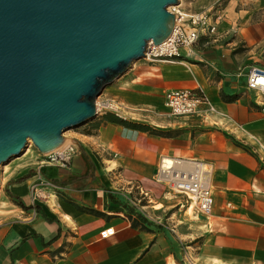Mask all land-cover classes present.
<instances>
[{"label": "crops", "instance_id": "obj_1", "mask_svg": "<svg viewBox=\"0 0 264 264\" xmlns=\"http://www.w3.org/2000/svg\"><path fill=\"white\" fill-rule=\"evenodd\" d=\"M178 7L220 16L216 31L202 30L176 61L139 59L108 84L103 98L121 110L83 123L69 167L42 164L39 152L30 167L1 171L0 264H264V108L248 88L250 69H264V0ZM197 87L215 110L172 115L166 91ZM107 112L171 133L101 120ZM164 157L212 166L211 216L157 179ZM39 178L56 185L40 186L43 197L33 194ZM110 226L115 234L101 237Z\"/></svg>", "mask_w": 264, "mask_h": 264}, {"label": "water", "instance_id": "obj_2", "mask_svg": "<svg viewBox=\"0 0 264 264\" xmlns=\"http://www.w3.org/2000/svg\"><path fill=\"white\" fill-rule=\"evenodd\" d=\"M180 0H0V174L98 114L108 84L172 32Z\"/></svg>", "mask_w": 264, "mask_h": 264}, {"label": "built area", "instance_id": "obj_3", "mask_svg": "<svg viewBox=\"0 0 264 264\" xmlns=\"http://www.w3.org/2000/svg\"><path fill=\"white\" fill-rule=\"evenodd\" d=\"M178 5L170 6V10L176 14V23L172 32L161 43L149 41L143 59L148 61H176L181 56L182 47L194 45L202 30L216 31L217 20L220 16L213 18L210 13L204 11L187 12L180 9ZM248 88L257 93V97L260 99L259 103L264 108V69L259 67L250 69ZM98 100V112L111 109L118 113L121 110L119 101L112 97H107L103 101ZM165 104L174 116L196 114L202 105H206L211 111L215 110L211 99L200 87L169 89L165 93ZM77 152L76 142L67 141L61 148L41 153V162L45 165L57 164L62 167H69ZM212 173V166L206 162L171 158V162L167 163L166 157H164L158 166L156 176L159 181L167 185L169 191L184 195L190 208H194L199 214L209 217L212 215L214 207ZM40 186L54 188L56 185L46 178H39L32 185L33 194L36 197L46 196L45 192L40 190ZM143 194L146 195L147 193L143 192ZM131 203L135 205L133 200ZM115 232L114 226L107 227L101 231V237H109Z\"/></svg>", "mask_w": 264, "mask_h": 264}, {"label": "trees", "instance_id": "obj_4", "mask_svg": "<svg viewBox=\"0 0 264 264\" xmlns=\"http://www.w3.org/2000/svg\"><path fill=\"white\" fill-rule=\"evenodd\" d=\"M101 120H106V121H112V122H117V123H121L124 124L126 126H130V127H134L137 129H141L144 131H148L150 133L153 134H162V135H170V130H163V129H159L157 127H154L150 124H146V123H141V122H136V121H132V120H128V119H124L123 117H120L119 114L117 113H110L107 112L103 115ZM101 122V121H100ZM99 123L97 124L95 119L88 122V125L85 127V132L90 133L94 128L98 127ZM24 178V177H21ZM111 198H114L113 195H110ZM13 198L21 205L25 206L23 204V202L19 199V197H14ZM26 207V206H25ZM37 209H39V205H36ZM129 211L130 213H136L141 219L145 220V222H148V220L146 218L143 217V215L139 212L134 211V208L129 206Z\"/></svg>", "mask_w": 264, "mask_h": 264}, {"label": "rangeland", "instance_id": "obj_5", "mask_svg": "<svg viewBox=\"0 0 264 264\" xmlns=\"http://www.w3.org/2000/svg\"><path fill=\"white\" fill-rule=\"evenodd\" d=\"M145 59L141 58L140 61H143ZM106 89V88H105ZM105 89L103 90V92H105ZM102 92V94L98 97L99 100L103 101V97H104V93ZM86 124H81L75 127H72L70 129H68L67 131H65L64 136L67 138V141H75L76 137H79L80 132L83 131V128ZM31 143L27 146V148L25 149L24 153L20 156H16L13 157L9 163H7L6 165L14 168V169H25L27 167H30L31 165H33V163L38 159V153L39 150L38 148L34 145V143L32 142V140L30 141ZM42 158V157H41ZM12 163V164H11ZM4 165V167L6 166ZM3 170V168H2Z\"/></svg>", "mask_w": 264, "mask_h": 264}, {"label": "bare ground", "instance_id": "obj_6", "mask_svg": "<svg viewBox=\"0 0 264 264\" xmlns=\"http://www.w3.org/2000/svg\"><path fill=\"white\" fill-rule=\"evenodd\" d=\"M169 9H171L170 7H169ZM98 100V99H97ZM99 101V100H98ZM67 143V138L65 139V141H64V143L61 145V146H59L58 148H61L63 145H65ZM58 148H56V149H58ZM166 161H167V163H170L171 162V158L170 157H166ZM10 169V167L9 166H3V170H5V171H8Z\"/></svg>", "mask_w": 264, "mask_h": 264}]
</instances>
